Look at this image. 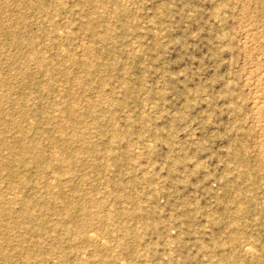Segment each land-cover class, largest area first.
<instances>
[{
  "label": "rangeland",
  "instance_id": "rangeland-1",
  "mask_svg": "<svg viewBox=\"0 0 264 264\" xmlns=\"http://www.w3.org/2000/svg\"><path fill=\"white\" fill-rule=\"evenodd\" d=\"M0 264H264V0H0Z\"/></svg>",
  "mask_w": 264,
  "mask_h": 264
},
{
  "label": "bare ground",
  "instance_id": "bare-ground-1",
  "mask_svg": "<svg viewBox=\"0 0 264 264\" xmlns=\"http://www.w3.org/2000/svg\"><path fill=\"white\" fill-rule=\"evenodd\" d=\"M257 104H258V103H257ZM258 107H259V106H258ZM260 107H261V105H260ZM29 207H30L29 202L26 201V202L23 203V210H24L27 214L30 213V212H29ZM67 231H70V228H69V227L67 228ZM88 234H89V233H88ZM90 234H91V233H90ZM93 236H94V235H93ZM102 239H103V238H102ZM245 245L247 246L248 244H245ZM245 245H244V246H245ZM246 246H245V247H246ZM243 248H244V247H243ZM250 248L252 249V247H250ZM246 250H249V247H246ZM94 253H95V252H94ZM82 254H83V253H82ZM122 261H123V260H122Z\"/></svg>",
  "mask_w": 264,
  "mask_h": 264
}]
</instances>
